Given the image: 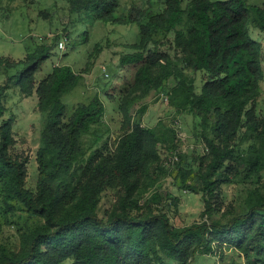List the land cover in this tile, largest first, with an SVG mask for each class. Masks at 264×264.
Wrapping results in <instances>:
<instances>
[{
    "label": "trees",
    "instance_id": "16d2710c",
    "mask_svg": "<svg viewBox=\"0 0 264 264\" xmlns=\"http://www.w3.org/2000/svg\"><path fill=\"white\" fill-rule=\"evenodd\" d=\"M163 1L162 13L132 9L126 21L116 14L118 0H66L70 28L52 46L41 45L18 63L0 58L6 76L0 86V121L15 85L27 98L38 95L45 120L35 193L27 188V162L12 151L14 117L0 124V208L5 213L20 208L41 221L27 226L19 250L0 245V264H194L198 255L224 248L235 249L246 264H264V198L227 222L184 228L175 227L165 213L143 212L138 201L147 173L159 161V147L177 137L172 124L143 125L146 105L132 113L136 103L161 89L178 116L200 118L207 153L179 175L183 182L192 176L202 184L203 216L210 218L216 210L218 191L229 182L233 164H244L246 178L264 172V116L257 118L255 106L264 79L262 48L249 34L250 26L264 32V6L247 0ZM91 17L139 27L133 52L120 60L134 71L119 106L127 128L111 147L108 141L97 147L108 135L99 95L70 112L64 103L82 81L81 74L70 66H55L37 79L56 42L69 41L70 29ZM188 71L202 73L200 91ZM169 80L175 85L166 90ZM87 137L94 138L89 149ZM107 190L121 194L101 217L98 208Z\"/></svg>",
    "mask_w": 264,
    "mask_h": 264
},
{
    "label": "rangeland",
    "instance_id": "374dc122",
    "mask_svg": "<svg viewBox=\"0 0 264 264\" xmlns=\"http://www.w3.org/2000/svg\"><path fill=\"white\" fill-rule=\"evenodd\" d=\"M247 1L250 5L264 6V0ZM118 3L116 14L126 21L130 13L133 11L135 13L136 9L159 14L166 8L163 0H118ZM68 20L69 5L66 0L0 1V58L18 63L41 45L52 46L53 39L61 36L66 26L70 28ZM70 30L72 35L69 41L65 42V51L59 49L60 42L65 39H59L51 58L37 74L38 82L55 66H70L77 74H81L82 81L65 97L64 103L70 112L77 104L88 103L99 95L106 108L104 123L108 135L97 144V147L103 146L107 141L109 147L114 146L116 139L123 135L127 128L119 106L125 97V89L134 79L132 68L127 65L121 66L120 60L124 55L133 52L131 47L138 40L139 27L131 23L113 25L91 17L78 24L76 30ZM85 31L89 33L86 42ZM249 34L262 48L264 70V32L250 26ZM103 66L107 67L109 77L101 71ZM187 74L196 78L200 91L203 84L202 73L188 71ZM5 78L0 69V86L3 85ZM174 85V80H169L165 89L170 90ZM163 93V89L151 92L132 109L133 113L147 106V112L143 117L145 127L152 128L159 122H164L172 124L177 132L175 143L159 147V161L150 168L141 191L139 190L137 194L142 211L165 213L175 227L184 228L205 221L227 222L230 217L245 213L251 203L263 199L264 172L262 171L259 177L250 175L246 178L244 164L240 166L235 163L232 165L234 172L228 173L229 182L222 184L218 191L216 210L210 218L202 215L206 209L202 184L192 176L186 179L187 183L183 182L179 175L180 169L189 168L191 164L196 167V157L207 153L200 135V118L190 115L178 116L170 102L162 100ZM255 106L256 116L261 119L264 116V79L260 84V94ZM6 108L8 111L0 124L11 116L14 117L15 146L12 151L27 162V188L35 193L39 180L37 152L41 147L45 123L44 116L39 111L38 95L35 93L27 98L21 94L20 87L15 85L8 91ZM93 141V137L85 138L87 149ZM248 147L249 144H245L244 150ZM120 194V191L107 190L101 195L99 216L104 217L106 211H110L116 205ZM153 196H156V199H152ZM1 209L0 245L8 251L19 250L27 226L39 224L41 221L38 218H31L29 213L20 208L7 213ZM64 264H72V261ZM194 264H246V262L235 249L224 248L217 250L213 255H198Z\"/></svg>",
    "mask_w": 264,
    "mask_h": 264
},
{
    "label": "built area",
    "instance_id": "2783aa9c",
    "mask_svg": "<svg viewBox=\"0 0 264 264\" xmlns=\"http://www.w3.org/2000/svg\"><path fill=\"white\" fill-rule=\"evenodd\" d=\"M65 42H66V40L64 41H61L60 42V44H59V49L61 50V51H65V49H66V44H65ZM101 71L103 72V74L106 76V77H109V75H108V71H107V67H105V66H103V67H101ZM161 98H162V100H164V101H166V102H168L169 101V97L165 94V93H163L162 95H161ZM176 160H178L177 158H176Z\"/></svg>",
    "mask_w": 264,
    "mask_h": 264
}]
</instances>
